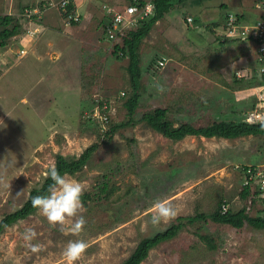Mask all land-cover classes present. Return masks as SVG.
I'll return each mask as SVG.
<instances>
[{
  "label": "rangeland",
  "instance_id": "374dc122",
  "mask_svg": "<svg viewBox=\"0 0 264 264\" xmlns=\"http://www.w3.org/2000/svg\"><path fill=\"white\" fill-rule=\"evenodd\" d=\"M40 1L0 0V16L20 17L24 7ZM91 1L95 8L97 4L99 7L98 24L100 19L109 23L101 10L103 3H128V0ZM241 1L246 6L253 2ZM84 2L89 0L81 3ZM225 2L229 5L232 0L200 3L201 19L204 18L201 27L188 26L184 17L191 10L188 6L178 7L163 19L155 37L143 41L139 52L142 77L138 112L133 124L117 131L111 141L101 140L99 129L87 124L85 117L90 113L87 111L96 109L101 102L107 103L108 114L115 123L127 122L125 103L133 91L128 72L130 60L114 57V45L100 41L105 40L103 27L98 30L100 40L96 41H93L94 26L86 30L93 37L86 42L90 54L85 52L83 56L79 87L70 80L67 68L59 80L45 77L37 82L36 77L35 81H27L29 74H39L42 69L37 67L31 72L24 65L0 85L1 90L8 92L20 88L16 95L10 93L13 96L7 92L0 94V222L4 216L21 209L31 191L42 186L58 155L75 160L91 146H98L85 167L73 176L66 175L84 185L83 208L79 213L86 219L83 230L69 232L71 219L64 225H50L36 212L0 234V264H67L63 250L69 241L78 239L85 240L88 246L75 264H122L143 239L166 230L175 231L176 237L151 250L142 264H264V231L249 225L236 230L212 220L194 224L178 221L197 215L210 216L223 205L232 213L247 208L251 217H263V204L251 206L241 198V193L246 168L253 167L257 173L264 169V137L236 140L187 137L175 142L141 122L143 114L157 108L168 110L175 127L237 122L244 113L254 110L261 82L259 77H249L252 69L257 73L260 70L256 59H252L253 52L240 51L236 45L221 46L222 41L221 45L218 39L214 41V30L207 28L210 24H225L227 14H234L236 8L226 12L219 7ZM50 9L56 8L40 10L44 24L48 10L58 13ZM42 32L39 29L33 36L39 39ZM19 38L12 39L7 48H0L4 73L16 63L11 60L6 64V58L13 55L19 60L28 53L18 43L24 38ZM31 40L29 37L28 41ZM106 47L105 53L95 55ZM22 50L25 55H21ZM74 57L72 65L79 62ZM162 58L168 60L166 67L152 75L148 68L150 61ZM26 92L42 93L37 96L38 101L50 100L41 110L28 109L20 103ZM61 97L65 99L59 104L52 102ZM95 99L98 101L94 102ZM158 201L173 205L177 215L152 223L153 205ZM25 227L36 230L33 243L43 245L40 251L32 252L22 240Z\"/></svg>",
  "mask_w": 264,
  "mask_h": 264
},
{
  "label": "trees",
  "instance_id": "16d2710c",
  "mask_svg": "<svg viewBox=\"0 0 264 264\" xmlns=\"http://www.w3.org/2000/svg\"><path fill=\"white\" fill-rule=\"evenodd\" d=\"M59 0H42L39 3H33L31 5H27L21 11L20 17H15L12 15H1L0 16V48L5 49L10 44V41L16 37H21L27 34H33L36 30H30L29 23H34L35 25H41L42 18L40 19V15H43L41 11L45 10L46 7H50V3L58 2ZM157 15L155 18L143 21L139 26L138 30L135 32L130 33L127 38L123 40L121 43L113 44L114 49L112 55L118 59L128 58L130 60L128 72L131 79L132 91L133 95L129 97L125 103V109L128 114V121L123 123H115L112 118L110 117L108 122V129L102 135L100 132L99 125L95 120L88 119L86 120L87 124L93 127L94 129H99V138L104 142L111 141L115 136L116 132L120 129H124L128 126H131L135 121V117L138 112L139 102L141 99L140 96V88H141V77L142 71L140 67L141 59H140V49L143 45V41L148 37L150 32L152 31L153 27L156 25L158 21L163 19L168 13L173 11L174 9L178 8L183 9L188 6L191 11L193 12L197 10V6H200V3L204 0H153ZM72 7V6H71ZM38 9L39 13L35 14V10ZM37 10V11H38ZM41 10V11H40ZM63 18H65V13L59 9ZM67 11H73V7L69 8ZM184 18L187 24L188 14L186 13ZM238 16V15H237ZM239 19L246 20L244 16H238ZM256 21V20H255ZM255 21L252 23L254 24ZM193 25L200 26V18L196 16L193 18ZM220 24H210L207 28L212 31L214 30V41L216 42L218 39V44L222 41V35H217V31L215 30L218 28ZM201 27V26H200ZM25 32V33H24ZM227 46L229 45H236L237 48L241 51L248 53H252L254 50V45L249 42H242L239 40H225L222 41V45ZM246 52V53H247ZM223 53V52H222ZM163 59V58H162ZM255 60V56L252 58ZM161 59L151 60L149 63L148 68H150V73L152 75H157L160 71L158 68V63ZM245 65L244 63H242ZM243 68V66H240ZM256 69H252V73L249 77H256L260 79V74H255ZM159 74V73H158ZM247 76V74H246ZM245 76V77H246ZM249 77L247 80H249ZM95 102V101H94ZM99 107L103 106V103L98 104ZM85 110V106L80 107ZM87 112H92V108H89ZM245 114H243V118L237 122H219L213 123L208 126H195L192 124H181L179 127H175L173 122L169 119V112L167 109L164 108H157L153 111L147 112L143 114L141 118V122H144L153 130L175 142H180L187 137H203L206 139L211 138H218V139H225V140H236L239 138L244 137H264V124L259 125H250L243 121ZM98 146L95 144L88 148L78 159L69 160L63 156H57L56 158V165L55 167L57 170L63 175H70L73 176L77 172H79L83 167L87 165L93 154L97 151ZM52 184V181L49 177H47L40 188L34 189L31 191L28 201L24 204V206L15 211L14 213L4 216L0 222V234H2L7 228L11 227L12 225L16 224L17 222L28 218L29 216L33 215L37 212L36 209L32 207L31 198L38 194L46 193L49 189V186ZM250 195L251 189L250 187H246L243 189L241 193V198L245 201L250 203ZM186 220L190 224H194L195 222L199 221H207L212 220L216 224L219 225H228L236 230H242L247 225L251 226L254 229L264 231V217H251L249 215L248 209L244 208L237 213H232L228 211L226 214L222 213V208L220 211L207 216V215H197L195 217L189 218H179L178 221ZM177 233L175 231L166 230L165 232H161L156 234L153 237L143 239L138 246L136 247L135 251L132 255L122 264H142L148 257L151 250L158 247L161 243L170 241L175 238ZM208 238H206L207 240Z\"/></svg>",
  "mask_w": 264,
  "mask_h": 264
},
{
  "label": "crops",
  "instance_id": "0c3cea01",
  "mask_svg": "<svg viewBox=\"0 0 264 264\" xmlns=\"http://www.w3.org/2000/svg\"><path fill=\"white\" fill-rule=\"evenodd\" d=\"M253 2L251 6L249 4L246 6L245 4L242 5L243 2L241 0H235V2L232 0V3L229 2V5L228 3L225 2L219 5V7L222 8V10H226V12H228L229 8H232V9L236 8L234 9L235 10L234 14L238 16L246 17L245 23L252 24L255 20L258 19L257 10L255 7L256 0H253ZM97 5H96L97 8H95V5L92 4L91 0H89V2L81 3L78 8V14L81 17V20L78 24H72V25L66 24L63 21L62 19L63 17L57 8L50 9V11H57L58 12L57 14H54L53 12L50 13L48 12L49 10L47 11L45 15L46 24H44L43 21L40 26L35 25L32 22L29 23V27H31L30 30L32 31L37 30L39 32V29L40 30L42 29L43 32L41 34V37L37 39L36 37L33 36V34H27L26 35L27 38H25L24 36H21V38H24V39L23 41L20 40V42H18L19 46L20 44H22L23 47L26 48L25 50H27L28 53L26 56H23V57L20 56L19 60L15 58L13 55L11 56L12 59L11 57L6 58L7 59L6 64L9 63V61L11 60L13 62L16 61L14 66H11V68H9L10 70L7 73H4L2 70L4 69L3 68L4 64L0 63V71H2V73H0V85H2L6 79L8 80L10 77H13L11 76V74L16 71V68L18 67L20 68L22 67V65H24L23 68L31 72H35V70H37V67H38L42 69L41 71L40 70L39 71L43 72L44 74L43 76L40 74V72L39 74L37 72L33 74H29V77H28L29 79L28 80L27 78L25 79L27 81H31V82L35 81L36 77H38V79L36 80L37 82L44 80L45 77L47 79L53 77L54 79L59 80L62 78L63 73L64 74L66 73L65 68H67V70L71 74L70 80L76 82L79 87V83H81L82 81V68H83V63H84L83 56L85 52L86 54L89 53L88 49L86 48V42L92 41L93 36H95L93 41L100 40V37H99L100 35H98V30H101L103 27V24L105 23L103 19H100L99 24L96 23L97 21L96 19L100 17L99 7ZM37 10L38 9L35 10V14L39 12V10L38 11ZM201 12L202 11L199 10V6H197V10L193 12H188L187 14L192 18H196V16H198L200 18V26H202L201 23L202 21H204V18L201 19V16L203 15L201 14ZM41 16L42 15H40V19L42 18L43 20V17ZM92 16H94L93 19H91ZM166 16L163 19H165ZM163 19H161L160 21L156 23V25L153 27L152 31L148 35V38L155 37V34L158 32L157 29H159ZM59 22H61V24H59ZM218 24H220V26L216 28V31L217 33H219V36H220V35H223L224 33V30H222L224 24L223 23H218ZM93 26L96 30V34H94L93 36H91L90 34L88 35L89 31L86 32V30L88 29L92 30ZM37 31H35L34 34L38 33ZM29 37L30 38L32 37L31 42L28 41ZM221 38L223 39V36ZM15 39L18 40L20 38L16 37L14 38V40ZM100 41L103 43H106L105 40H100ZM107 47L104 50H97V52H95V55H97L96 53H99L100 51L106 52ZM19 48L22 49V47H19ZM68 51H70L71 55L69 54ZM73 56H75L74 58L76 59L79 58V62L76 65L71 64ZM167 59L163 58L161 59V61L166 62V65H167V61H168ZM78 87L76 90L77 92H75V94L77 95L76 98L78 97V89H79ZM17 89L18 87H14L13 90H10V92H8V91H5L4 89L1 90L0 88V94L6 95V92H7V95H11L10 93L16 95L17 92L20 91V88L18 90ZM71 93L72 92H68L69 95ZM39 94H42V93H39ZM39 94H35V92L34 93L26 92L25 95H22L20 103H24L28 109H33L34 107H38L39 110H41L43 109L42 106L46 104L50 100V98H47L45 100L43 99L42 101H38L37 96ZM64 99L65 98H62V97L58 99L54 98L52 99V102H54L55 104H59V102L63 101Z\"/></svg>",
  "mask_w": 264,
  "mask_h": 264
},
{
  "label": "built area",
  "instance_id": "2783aa9c",
  "mask_svg": "<svg viewBox=\"0 0 264 264\" xmlns=\"http://www.w3.org/2000/svg\"><path fill=\"white\" fill-rule=\"evenodd\" d=\"M110 1V0H109ZM119 1V0H117ZM82 0H59L58 2L50 3V8L60 9L65 13V22L68 25L77 24L81 18L78 14V8ZM119 4L110 5L105 2L101 5V9L105 13L109 23L103 24L105 32V42L115 44L123 42L127 36L138 30L143 21H147L156 17V7L153 0H128V3L118 2ZM73 7V11H67ZM256 10L258 19L254 24H243L236 14L228 13L226 22L223 26V39L239 40L249 42L254 45V55L260 67L259 74L261 84L258 88L257 105L254 110L245 114L243 121L250 125L264 124V0H256ZM35 13V12H34ZM39 13V12H38ZM37 14V13H36ZM188 23H192L191 17L187 18ZM37 31V30H36ZM25 51H21V55H25ZM166 62L160 61L158 69L165 68ZM124 96V93H122ZM98 101L95 99V102ZM112 107V105H111ZM109 106L104 103L102 107L97 106L91 113H88L85 119H92L97 122L102 135L108 129L110 119ZM87 114V113H86ZM101 116L100 119L96 116ZM245 183L243 189L250 187V205H261L264 212V169L257 173L256 169L246 168ZM229 211L226 205L222 206V213L226 214ZM262 217V216H261ZM264 217V216H263Z\"/></svg>",
  "mask_w": 264,
  "mask_h": 264
},
{
  "label": "clouds",
  "instance_id": "9594fccd",
  "mask_svg": "<svg viewBox=\"0 0 264 264\" xmlns=\"http://www.w3.org/2000/svg\"><path fill=\"white\" fill-rule=\"evenodd\" d=\"M188 24L191 25L192 23ZM161 90H163L162 87ZM47 175L52 184L46 193L31 198L32 207L50 225H64L66 221L71 219L72 222L67 230L73 233L81 232L86 224L85 217L79 214L83 208L84 185L75 178H66V175L61 174L55 166L49 167ZM153 207L155 208V214L151 217V222L154 224L160 223L164 219L174 218L177 215L175 207L170 203L158 201ZM21 238L32 252H38L43 247L39 242L33 243L37 238V232L33 227H25L21 232ZM87 246V242L83 239L69 241L62 253L67 264H75L85 252Z\"/></svg>",
  "mask_w": 264,
  "mask_h": 264
}]
</instances>
